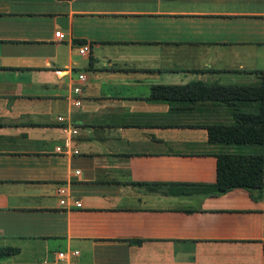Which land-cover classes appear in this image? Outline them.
<instances>
[{
    "label": "crops",
    "instance_id": "crops-1",
    "mask_svg": "<svg viewBox=\"0 0 264 264\" xmlns=\"http://www.w3.org/2000/svg\"><path fill=\"white\" fill-rule=\"evenodd\" d=\"M262 71L264 0H0V264H264V159L217 186L262 146L206 130L257 103L186 89Z\"/></svg>",
    "mask_w": 264,
    "mask_h": 264
},
{
    "label": "trees",
    "instance_id": "trees-1",
    "mask_svg": "<svg viewBox=\"0 0 264 264\" xmlns=\"http://www.w3.org/2000/svg\"><path fill=\"white\" fill-rule=\"evenodd\" d=\"M255 85L220 86L193 85L189 89L190 99H208L223 103L256 102L257 109L253 113L234 112L233 123L229 125H209L206 127L208 141L227 143L260 144L259 155H220L217 167V186L220 189L233 185L259 186L261 184V168L264 159V71ZM177 90L180 88H176ZM180 90H183L181 88ZM180 94L177 93L179 97ZM13 250L0 248V257Z\"/></svg>",
    "mask_w": 264,
    "mask_h": 264
},
{
    "label": "built area",
    "instance_id": "built-area-1",
    "mask_svg": "<svg viewBox=\"0 0 264 264\" xmlns=\"http://www.w3.org/2000/svg\"><path fill=\"white\" fill-rule=\"evenodd\" d=\"M54 36H55V37H61L59 31L55 32V33H54ZM85 50H86V47L83 45V46H81V47L79 48V53H83V51H85ZM79 79L84 80V76H83V75H80V76H79ZM59 192H61V191H59ZM59 202L62 203L63 200H60Z\"/></svg>",
    "mask_w": 264,
    "mask_h": 264
}]
</instances>
